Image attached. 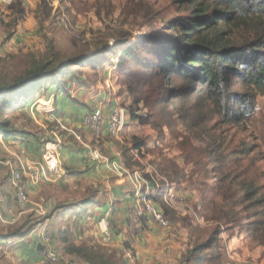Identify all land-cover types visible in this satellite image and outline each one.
<instances>
[{
    "label": "rangeland",
    "instance_id": "rangeland-1",
    "mask_svg": "<svg viewBox=\"0 0 264 264\" xmlns=\"http://www.w3.org/2000/svg\"><path fill=\"white\" fill-rule=\"evenodd\" d=\"M177 9L173 0H14L10 4L0 0V84L15 81L34 56L53 54L59 62V69L29 95V102L20 99L24 90L14 97L9 94L7 99L12 102H5L9 104H4L3 117L12 128L30 133L38 148H43L46 131L39 128L40 122L31 116L27 105L31 107L40 96L62 95L72 110L87 112L100 107L104 124L115 104L127 110V124L117 137L108 134L105 127L99 134L88 128L91 136L87 138L82 117L80 128L71 126L82 142L74 136L64 141L67 135L62 133L63 142H71L77 152L87 151V157L90 152L97 159L110 161L114 151L121 152L124 171L118 177L124 179V193L135 202L139 187L142 200H153L169 225L162 227L145 220L142 231L136 232L125 218L124 227H119L113 217L115 241L101 242L98 223L104 213L97 207L106 198L105 188L100 184L94 188L86 182L90 177H82L74 181L73 188H66L74 198L54 205L62 206L67 216L64 237L69 242L100 247L116 264H185L186 254L196 248L199 264H264L263 247L251 241L240 225L218 224L215 216V208L221 203L218 187L253 182L264 191V89L253 91L254 108L245 128L214 126V118L196 129L176 114H157L158 108H153L155 92L140 82L154 60L150 52L153 45L136 40L150 34L158 38L170 35L164 27L179 15ZM66 19L71 26L64 25ZM15 31L20 32L19 40L11 42ZM132 43L133 56L119 67L116 55ZM157 81L164 84L162 77ZM240 81L235 78L230 89L246 90ZM132 113L146 123L140 124ZM136 141L142 143L138 151ZM3 150H8L7 145ZM12 155L21 154L15 151L1 157V169L5 167L3 159ZM66 176L51 184H61ZM29 217L10 231L21 230L25 224L26 228L34 226L40 216ZM215 230L218 232L213 235ZM210 238L214 239L211 246ZM5 255L1 249L2 264L9 263Z\"/></svg>",
    "mask_w": 264,
    "mask_h": 264
},
{
    "label": "trees",
    "instance_id": "trees-1",
    "mask_svg": "<svg viewBox=\"0 0 264 264\" xmlns=\"http://www.w3.org/2000/svg\"><path fill=\"white\" fill-rule=\"evenodd\" d=\"M173 2L178 6L176 12L180 13L164 27L170 35L158 38L150 34L135 42L148 41L153 45L150 52L154 60L147 65L148 73L141 75L144 77L140 80L156 94L153 108L157 107L159 111L156 113L161 116L176 114L185 121L189 120L190 128L202 127L214 118V126L245 128V121L254 108L253 91L264 89V0ZM135 43L116 55L119 67L133 56ZM58 69L59 62L53 54L34 56L15 81L0 84V136H31L26 131L12 128L10 121L3 117L4 104H9L5 102H12L7 96L12 94L14 97L24 90L20 99L29 102V95L37 92L45 78ZM161 77L164 84L157 81ZM235 78L241 80L246 90L230 89ZM185 110L194 113L186 114ZM125 112L128 115L126 109ZM131 115L140 124L146 123L144 118ZM134 147L138 151L142 143L136 141ZM217 190L221 196V203L215 208L218 224L222 221L226 226L240 225L251 241L264 248L262 188L253 182H242ZM161 206L166 209L164 203ZM23 231H10L2 238L15 237ZM217 232L215 230L212 234ZM64 233L65 230L61 232L60 240L66 254L75 255L88 264H116L100 247L75 245L64 237ZM209 244H214L213 238ZM197 250L191 249L186 254L185 264H199L201 257L195 254Z\"/></svg>",
    "mask_w": 264,
    "mask_h": 264
},
{
    "label": "crops",
    "instance_id": "crops-1",
    "mask_svg": "<svg viewBox=\"0 0 264 264\" xmlns=\"http://www.w3.org/2000/svg\"><path fill=\"white\" fill-rule=\"evenodd\" d=\"M19 34V31H15L11 35V42H17L19 40ZM55 102L57 115L62 120L69 123L67 126L70 129L73 125L79 128L82 126L81 118L86 113L85 110L70 109L67 107L62 95H56ZM27 105H29L28 108L31 111V116L35 121L40 122V117L34 113L33 107H30V103ZM105 127L106 124L103 125V128ZM82 130L84 132L83 134L86 135L87 138H90L91 132L88 131V127L86 128L83 126ZM65 134L67 136L66 138L64 137V141L67 137L71 136L68 133H63V136ZM6 145L8 150L4 151L3 149ZM42 149V147L38 148L37 141L32 138V136L28 138L23 136H0V158L8 156L16 151V153L18 152L21 154L18 155L19 157L25 154L32 159H38L42 153ZM88 153L89 157H87V151L77 152L74 150L72 143L67 142L65 146L61 148L60 152L61 163L67 173L66 181L57 185L42 181L40 185L34 187L28 180H25L29 203L24 207H20L16 202L14 189L8 177L7 169L5 170V167L3 169L0 168V210L5 215L3 219H0V250L3 249L4 254H6L5 256L9 258V263L4 264H43L39 253L40 250L37 249V246L39 244L41 245L39 233H41L42 230L48 231L52 235L51 244L61 253L66 263L88 264L75 255H69L63 252L60 236L61 232L67 228V216L62 211V206H54L60 201L67 202L74 198V193H70L69 191L66 192V188H73V184L78 181V179L82 180V177H90L86 182H89L94 188H97L99 184L105 188L106 198L98 204L99 206L97 208L101 210V213L107 212L109 214L111 225L119 223V227H124V218L127 220V212L134 204V201L130 195L124 193L125 188L122 187L124 179L118 177H121L120 171L122 173L124 171L122 163L123 155L119 151H114V153L110 155L111 160L109 161L106 157L94 159L92 155H90L91 153ZM119 163L120 165L118 166ZM111 173L115 175L113 176ZM59 186L62 188H59ZM127 207L129 209H127ZM9 209L11 213H8ZM36 213L40 216L36 220L38 222L34 226H30L29 229L28 227L26 228L27 224L23 227L25 231L28 229L27 232H24L22 228L20 231H23V234L7 239L2 238L3 235L10 232V229L24 223L26 218H30L29 216H37ZM113 217L117 220L115 223L112 220ZM115 236L114 231L113 241H115Z\"/></svg>",
    "mask_w": 264,
    "mask_h": 264
},
{
    "label": "built area",
    "instance_id": "built-area-1",
    "mask_svg": "<svg viewBox=\"0 0 264 264\" xmlns=\"http://www.w3.org/2000/svg\"><path fill=\"white\" fill-rule=\"evenodd\" d=\"M14 0H1L4 4H10ZM65 26H71L66 19ZM33 111L40 117L39 128L46 131L45 143L42 153L37 159L29 156H13L3 159L2 164L7 168V174L14 189L15 199L20 207L29 203V196L25 186V180H28L32 186L40 185L42 181L48 183H58L66 176V170L61 163V148H63L62 133L66 132L74 136L79 142L81 138L73 129L67 127L62 119L57 115L54 94H47L36 98L33 105ZM125 108L115 104L108 114L106 121V131L111 136L117 137L125 126L126 118ZM83 122L93 133L99 134L103 128V110L100 107H94L87 111L83 116ZM44 124L46 126H44ZM92 158L97 159L94 155ZM138 198L129 209L127 214L128 226L136 232H141L145 220H151L162 227H167L169 221L164 215L163 210L151 199L143 197L140 188L137 187ZM153 201V202H152ZM11 213V210H8ZM4 213L0 210V219L4 218ZM98 234L101 242L108 243L114 236V231L110 223L109 214L106 212L98 223ZM41 250L39 251L43 264H70L66 263L61 253L55 249L52 244V235L45 230L39 233Z\"/></svg>",
    "mask_w": 264,
    "mask_h": 264
},
{
    "label": "water",
    "instance_id": "water-1",
    "mask_svg": "<svg viewBox=\"0 0 264 264\" xmlns=\"http://www.w3.org/2000/svg\"><path fill=\"white\" fill-rule=\"evenodd\" d=\"M37 249L38 250H41V245L40 244L37 246Z\"/></svg>",
    "mask_w": 264,
    "mask_h": 264
}]
</instances>
